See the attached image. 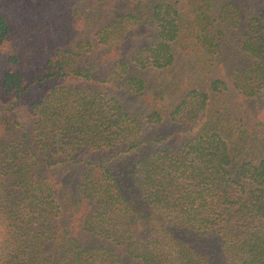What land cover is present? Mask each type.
<instances>
[{
	"label": "trees",
	"instance_id": "trees-1",
	"mask_svg": "<svg viewBox=\"0 0 264 264\" xmlns=\"http://www.w3.org/2000/svg\"><path fill=\"white\" fill-rule=\"evenodd\" d=\"M0 264H264V0L0 1Z\"/></svg>",
	"mask_w": 264,
	"mask_h": 264
},
{
	"label": "rangeland",
	"instance_id": "rangeland-1",
	"mask_svg": "<svg viewBox=\"0 0 264 264\" xmlns=\"http://www.w3.org/2000/svg\"><path fill=\"white\" fill-rule=\"evenodd\" d=\"M0 1H4V0H0Z\"/></svg>",
	"mask_w": 264,
	"mask_h": 264
}]
</instances>
